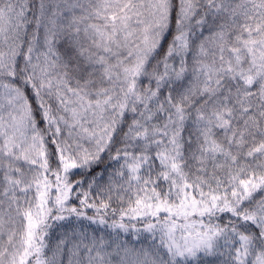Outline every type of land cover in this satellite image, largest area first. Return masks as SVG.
Returning a JSON list of instances; mask_svg holds the SVG:
<instances>
[{
	"label": "snow or ice",
	"instance_id": "1",
	"mask_svg": "<svg viewBox=\"0 0 264 264\" xmlns=\"http://www.w3.org/2000/svg\"><path fill=\"white\" fill-rule=\"evenodd\" d=\"M0 264H264V0H0Z\"/></svg>",
	"mask_w": 264,
	"mask_h": 264
}]
</instances>
